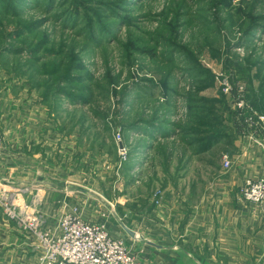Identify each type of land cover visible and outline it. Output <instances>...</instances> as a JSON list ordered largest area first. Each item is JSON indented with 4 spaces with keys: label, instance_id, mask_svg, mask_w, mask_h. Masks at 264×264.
Instances as JSON below:
<instances>
[{
    "label": "rangeland",
    "instance_id": "rangeland-1",
    "mask_svg": "<svg viewBox=\"0 0 264 264\" xmlns=\"http://www.w3.org/2000/svg\"><path fill=\"white\" fill-rule=\"evenodd\" d=\"M0 117L111 174L109 219L218 191L264 139V0H0Z\"/></svg>",
    "mask_w": 264,
    "mask_h": 264
},
{
    "label": "crops",
    "instance_id": "crops-1",
    "mask_svg": "<svg viewBox=\"0 0 264 264\" xmlns=\"http://www.w3.org/2000/svg\"><path fill=\"white\" fill-rule=\"evenodd\" d=\"M2 120L0 191H10L20 206L28 205L42 228L54 231L61 216L76 208L82 219L105 224L146 264H264V203H247L240 195L247 179H264V139L221 180L218 191L165 204L146 211L143 218L115 211L117 219L112 220L82 193L114 191L111 174L91 172L58 156L51 135L40 136V125L2 126ZM39 254L36 238L8 220L0 208V264H38Z\"/></svg>",
    "mask_w": 264,
    "mask_h": 264
},
{
    "label": "built area",
    "instance_id": "built-area-1",
    "mask_svg": "<svg viewBox=\"0 0 264 264\" xmlns=\"http://www.w3.org/2000/svg\"><path fill=\"white\" fill-rule=\"evenodd\" d=\"M222 78L225 93L232 91L230 82ZM240 100V101H239ZM239 107L243 99H239ZM264 121V117H260ZM117 140L120 157L127 159V148L123 146L121 135ZM4 149V140L0 137V154ZM226 169L232 167L228 154L222 157ZM241 199L247 203H264V179H247L240 190ZM0 208L10 221L15 222L24 232L33 235L38 242V264H146L134 256L125 241L114 236L105 224L93 223L82 219L78 209L65 212L54 231L42 228L40 217L30 210L28 205L20 206L15 195L5 189L0 191Z\"/></svg>",
    "mask_w": 264,
    "mask_h": 264
},
{
    "label": "water",
    "instance_id": "water-1",
    "mask_svg": "<svg viewBox=\"0 0 264 264\" xmlns=\"http://www.w3.org/2000/svg\"><path fill=\"white\" fill-rule=\"evenodd\" d=\"M120 147H122V145H120ZM124 228H125V230L129 233V234H131V235H133L134 236V233L132 232V231H130L127 227H125L124 226Z\"/></svg>",
    "mask_w": 264,
    "mask_h": 264
}]
</instances>
